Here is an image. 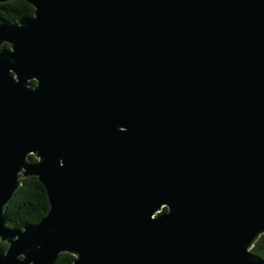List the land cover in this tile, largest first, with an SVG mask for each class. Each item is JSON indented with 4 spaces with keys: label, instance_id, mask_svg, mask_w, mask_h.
<instances>
[{
    "label": "water",
    "instance_id": "water-1",
    "mask_svg": "<svg viewBox=\"0 0 264 264\" xmlns=\"http://www.w3.org/2000/svg\"><path fill=\"white\" fill-rule=\"evenodd\" d=\"M23 1L0 16V264H264V0ZM30 177L48 211L10 228Z\"/></svg>",
    "mask_w": 264,
    "mask_h": 264
},
{
    "label": "trees",
    "instance_id": "trees-1",
    "mask_svg": "<svg viewBox=\"0 0 264 264\" xmlns=\"http://www.w3.org/2000/svg\"><path fill=\"white\" fill-rule=\"evenodd\" d=\"M33 11V7L23 0H10L0 3V16L6 21L30 17L33 15ZM34 84V81L30 82L31 86ZM30 160L31 162L35 161L33 156H30ZM48 208L49 204L44 186L36 177L25 178L6 207L7 226L23 229L26 226L36 224L46 215ZM6 248V244L0 243V250L4 251ZM251 251L264 258V234L258 238ZM73 260L74 257L69 254H60L55 264H72Z\"/></svg>",
    "mask_w": 264,
    "mask_h": 264
}]
</instances>
